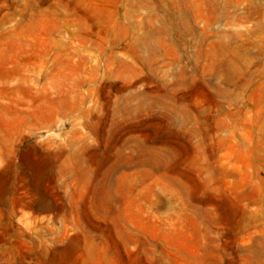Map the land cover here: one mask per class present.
<instances>
[{
	"label": "rangeland",
	"instance_id": "rangeland-1",
	"mask_svg": "<svg viewBox=\"0 0 264 264\" xmlns=\"http://www.w3.org/2000/svg\"><path fill=\"white\" fill-rule=\"evenodd\" d=\"M0 264H264V0H0Z\"/></svg>",
	"mask_w": 264,
	"mask_h": 264
}]
</instances>
